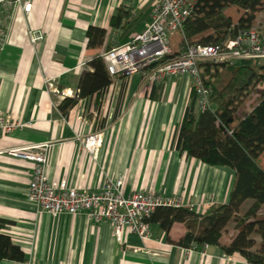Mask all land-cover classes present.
<instances>
[{"label": "crops", "instance_id": "1", "mask_svg": "<svg viewBox=\"0 0 264 264\" xmlns=\"http://www.w3.org/2000/svg\"><path fill=\"white\" fill-rule=\"evenodd\" d=\"M31 2V14L17 17L9 43L0 51V112L23 125L0 134V218L11 222L3 232L27 261L0 264H230L216 246L195 252L168 243L155 224L149 225L147 240L123 231L122 242H117L107 223L89 222L84 214L51 217L27 200L33 164L14 153L30 146H46L50 180L97 189L108 178L123 177L126 194L153 187L159 194L182 197L199 215L227 202L234 179L233 170L207 166L174 146L191 88L186 78L166 79L154 98L140 74L116 79L114 90L108 89L103 98L105 102L111 96L106 117L93 102L79 101L67 118L58 111L62 98L53 89L73 98L86 63L96 53L86 49L87 28L104 29L111 47L125 44L149 21L151 0ZM119 8L130 11L125 33L110 25ZM28 26L43 30L45 39L38 45L29 44ZM170 41L172 51L177 50V36ZM80 110L83 121L73 118ZM91 130L102 132L94 155L83 147ZM261 162L264 166V156ZM251 203L244 202L241 212ZM185 232L184 224L175 223L168 236L178 241ZM233 233L231 223L223 243ZM230 257L235 264H249L238 254Z\"/></svg>", "mask_w": 264, "mask_h": 264}, {"label": "trees", "instance_id": "2", "mask_svg": "<svg viewBox=\"0 0 264 264\" xmlns=\"http://www.w3.org/2000/svg\"><path fill=\"white\" fill-rule=\"evenodd\" d=\"M230 8L242 11L233 22L226 16ZM264 15V0H198L191 16L183 25L177 50L165 56L163 63L185 50L188 45H221L239 32L249 29L256 18ZM130 11L116 10L110 19L113 28L124 33L128 27ZM86 49L95 55L86 63L88 70L80 75L76 94L64 98L59 106L60 114L67 118L79 101L93 102L99 112L103 98L113 83L102 53L111 46L105 43L106 31L89 26L86 30ZM151 69V68H150ZM149 69V70H150ZM198 71L203 87L208 91V107L199 108V98L193 86L176 129L174 146L189 158L210 167H226L234 172V179L225 204L212 206L204 215L188 207L157 208L148 224H155L166 235L168 243L184 250L202 252L204 247L216 246L226 256L238 254L249 264H264V91L260 92L251 109L240 114L241 109L264 84V60H238L231 65L202 61ZM115 79L125 80L122 75ZM161 85L154 84V98ZM251 201L243 212L241 206ZM186 226L185 234L178 240L169 238L173 224ZM234 224L229 243H223L226 228ZM11 225L0 218V262L7 260L25 263V253L3 231Z\"/></svg>", "mask_w": 264, "mask_h": 264}, {"label": "built area", "instance_id": "3", "mask_svg": "<svg viewBox=\"0 0 264 264\" xmlns=\"http://www.w3.org/2000/svg\"><path fill=\"white\" fill-rule=\"evenodd\" d=\"M197 1L151 0L150 19L144 29L134 34L127 43L102 53L108 74L114 78L109 92L114 90L115 78L120 75L127 79L141 74L143 86L148 91L154 84H163L166 79L186 78L196 91L200 110H205L208 107V91L200 79L199 62L213 61L231 65L238 60H264V15L260 14L252 27L239 32L221 45H188L178 55L159 63L171 54L170 40L174 36L177 39L181 37L183 25L193 13ZM32 10L31 0H0V51L9 43L12 25L17 17H26ZM26 34L31 46L38 45L45 39L41 28L28 26ZM53 91L62 100L68 98L66 91ZM110 104L111 96L103 102L99 114L106 117ZM81 114L80 110L73 118L83 121ZM22 126L16 119L0 112V134L7 135ZM76 138L79 139L80 135L76 134ZM101 143L102 132L97 130H91L83 139L84 150L89 155H94ZM14 155L33 164L27 200L38 212L51 217L84 214L89 222L107 223L117 242H122L123 231L147 240L150 237L147 220L157 208H194L191 203L184 205L182 197L159 194L153 187L126 194L123 177L108 178L97 189L81 185L70 187L65 181L50 180L46 174V146H30ZM206 248L207 246L203 251ZM222 257L230 264H235L230 256L222 254Z\"/></svg>", "mask_w": 264, "mask_h": 264}, {"label": "rangeland", "instance_id": "4", "mask_svg": "<svg viewBox=\"0 0 264 264\" xmlns=\"http://www.w3.org/2000/svg\"><path fill=\"white\" fill-rule=\"evenodd\" d=\"M242 11L240 9H237V8H230L226 11V16H228L229 18H231V20L233 22H235L241 15ZM140 77H141V80H142V85H143V76L140 74ZM166 81V80H165ZM164 81V82H165ZM165 83L163 84H159L161 86H164ZM191 86V84H190ZM144 87V86H143ZM264 91V84H261L259 85L257 88H256V91L255 93H253L251 95V97L249 98V100L246 102V104L243 106V108L241 109L240 111V114L243 115L245 112L247 113V111L249 109H251V107L255 104V102L257 101V98H258V95L260 92ZM104 102V99L102 101V104ZM101 104V105H102ZM100 111V110H99ZM91 116L90 113L88 112V110L86 111V117H89Z\"/></svg>", "mask_w": 264, "mask_h": 264}]
</instances>
